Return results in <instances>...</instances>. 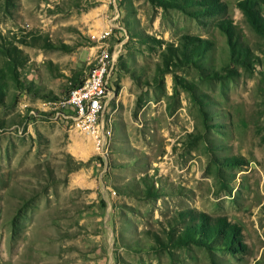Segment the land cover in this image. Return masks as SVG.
<instances>
[{"label": "rangeland", "instance_id": "rangeland-1", "mask_svg": "<svg viewBox=\"0 0 264 264\" xmlns=\"http://www.w3.org/2000/svg\"><path fill=\"white\" fill-rule=\"evenodd\" d=\"M169 1L0 0V264H264V0ZM104 53L103 158L55 102Z\"/></svg>", "mask_w": 264, "mask_h": 264}, {"label": "built area", "instance_id": "built-area-1", "mask_svg": "<svg viewBox=\"0 0 264 264\" xmlns=\"http://www.w3.org/2000/svg\"><path fill=\"white\" fill-rule=\"evenodd\" d=\"M107 35L103 34V38ZM118 53L103 54L102 65H93L87 74H92L91 82L72 88L66 98L56 101L58 109H67L64 117L75 119V125L80 131L91 138L97 153L104 158L102 152L103 113L105 100L110 98V84L116 74Z\"/></svg>", "mask_w": 264, "mask_h": 264}, {"label": "trees", "instance_id": "trees-1", "mask_svg": "<svg viewBox=\"0 0 264 264\" xmlns=\"http://www.w3.org/2000/svg\"><path fill=\"white\" fill-rule=\"evenodd\" d=\"M151 1L154 2V4L157 2L158 5H161L164 7H168L171 4H174V3L170 2L169 0H151ZM6 50H7L6 56H7V58L10 59L11 64L13 65V67L11 68L12 70H16V67L24 64L25 60L22 56V53L16 47L8 46ZM183 55H184V57H187V58L189 57L185 53H183ZM241 55H243L242 52H240V56ZM164 63H165L166 67L172 65L173 57H172L171 53H168L167 55H165ZM201 219L203 222H205V220H207L209 218L205 214H201ZM207 225L213 226L214 230L210 231L211 236H213V235L215 236L216 234H219V233H222L223 236L225 237V239H234V237L237 238V236H240V233H239L236 226L229 225L223 220L208 221ZM207 228L204 229L203 227H201L200 234L201 235L207 234Z\"/></svg>", "mask_w": 264, "mask_h": 264}, {"label": "bare ground", "instance_id": "bare-ground-1", "mask_svg": "<svg viewBox=\"0 0 264 264\" xmlns=\"http://www.w3.org/2000/svg\"><path fill=\"white\" fill-rule=\"evenodd\" d=\"M99 65H102V62ZM91 81H92V74H88L84 82H91ZM108 102H109V98H107V100H105V108H106ZM103 115H104V113H103ZM73 121H74V127L80 131V129L75 125V119H73Z\"/></svg>", "mask_w": 264, "mask_h": 264}, {"label": "crops", "instance_id": "crops-1", "mask_svg": "<svg viewBox=\"0 0 264 264\" xmlns=\"http://www.w3.org/2000/svg\"><path fill=\"white\" fill-rule=\"evenodd\" d=\"M109 100H110V98H109Z\"/></svg>", "mask_w": 264, "mask_h": 264}]
</instances>
